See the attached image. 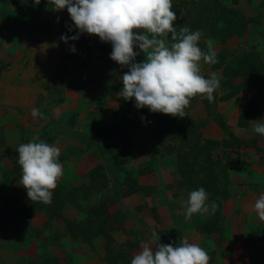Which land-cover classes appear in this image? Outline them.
I'll return each instance as SVG.
<instances>
[{
	"label": "rangeland",
	"instance_id": "374dc122",
	"mask_svg": "<svg viewBox=\"0 0 264 264\" xmlns=\"http://www.w3.org/2000/svg\"><path fill=\"white\" fill-rule=\"evenodd\" d=\"M172 3L177 31H202L205 50L204 40L212 39L218 63L202 61L201 69L206 78L216 72L220 79L214 102L193 98L183 118L138 109L134 98L119 100L116 90L128 69L110 58L112 45L98 36L85 33L65 43L63 35L78 34L67 9L54 11L48 0H0V264H28L43 243L52 251L48 240L56 242L60 233L50 219L74 231L67 214L56 216L53 201L29 204L26 189L22 202L6 197L7 180L22 176L16 149L33 141L60 149L58 185L72 190L69 203H77L82 219L111 235L108 256L120 264H131L154 231L162 244L183 237L199 244L210 264H264V221L254 211L264 195V136L253 131L254 123H264V0ZM145 58L141 52L136 60ZM33 110L43 115L34 117ZM132 180L138 189L123 195ZM201 187L208 211L186 219L184 202ZM30 208L46 215L26 232ZM132 208L143 227L124 240L129 234L122 225L135 219L124 211Z\"/></svg>",
	"mask_w": 264,
	"mask_h": 264
},
{
	"label": "clouds",
	"instance_id": "9594fccd",
	"mask_svg": "<svg viewBox=\"0 0 264 264\" xmlns=\"http://www.w3.org/2000/svg\"><path fill=\"white\" fill-rule=\"evenodd\" d=\"M40 2L35 0L37 5ZM48 3L54 11L67 9L78 29L76 35L61 37L65 43L87 33L112 45L110 58L128 69L120 77L123 88L119 96L126 101L134 98L138 109L183 118L193 98L200 96L214 102L220 79L216 72L206 78L201 69L202 61L218 63L213 41L204 40L205 50L200 47L202 31H191L186 26L177 31L172 0H48ZM71 51H76L74 45ZM141 52L146 58L137 62ZM32 115L43 114L33 110ZM253 131L264 136V123H254ZM16 150L22 169L19 183L27 190L28 198L50 204L63 176L60 149L44 141H33L20 144ZM207 199L203 187L191 191L184 202L186 219L207 212ZM254 211L264 221V195L256 199ZM159 241L155 231L151 242L141 241V251L133 256L131 264H210L208 252L185 237L176 245Z\"/></svg>",
	"mask_w": 264,
	"mask_h": 264
},
{
	"label": "crops",
	"instance_id": "0c3cea01",
	"mask_svg": "<svg viewBox=\"0 0 264 264\" xmlns=\"http://www.w3.org/2000/svg\"><path fill=\"white\" fill-rule=\"evenodd\" d=\"M0 163L2 166H4L2 162ZM2 166H0V168H3ZM6 168L8 167L6 166ZM75 177L77 176L75 175ZM20 178L21 176L17 178L16 176H14L10 184L5 186L9 188V192L6 196L8 200H12V201L20 200L22 202L25 199L24 197L25 188L19 183ZM76 181L77 184L76 185L74 184V187H81V183H79L77 178ZM19 193L21 194V196L18 198ZM134 206L135 205L133 206L131 205L130 207H134ZM74 207L78 209L79 206L68 202L65 204L64 208L62 209L63 210L62 214H67L65 217L66 221L67 220L80 221V219L82 220V217H80V215H78L77 213L78 210ZM132 209L133 210L129 209L124 211L125 213L132 212L134 213L135 216V219L133 220V222H131V225L125 223L122 225V229H124V231L128 232L129 234V235H124L123 237L124 240H127L128 237L130 239L132 235L136 234L138 230L143 227V225L140 223V217L136 215L137 212L134 210V208ZM31 214H33L31 217V221L29 220V216L26 218V221L32 223L31 227L33 228V226L37 227L36 225H39V223L37 222V219L39 217H43L45 219L44 216L46 215V212L36 209ZM50 223L52 225H56V224L59 225L57 227L58 228L57 230L58 233H60V237L57 239L56 242L48 240L47 243L48 246L52 247V251H50V253L55 257H57V264H71V263L72 264H108L107 261L104 260L103 240H102V236L99 233L96 234V238L93 243L86 242L83 241L84 239L82 237H77L75 235H72L70 232H67L64 225L61 226V223L63 222L59 221V219H50ZM39 227L40 226H38L37 228ZM48 233H50V231H48ZM44 237L45 236H43V238ZM42 240L45 242V238ZM40 248H41L40 245H38L37 252L40 251ZM41 249H44V244ZM134 255L135 254L132 253V256ZM72 256L76 257V259L77 258L80 259V262L73 263Z\"/></svg>",
	"mask_w": 264,
	"mask_h": 264
},
{
	"label": "trees",
	"instance_id": "16d2710c",
	"mask_svg": "<svg viewBox=\"0 0 264 264\" xmlns=\"http://www.w3.org/2000/svg\"><path fill=\"white\" fill-rule=\"evenodd\" d=\"M6 57L8 58L9 56H6ZM107 66L109 67L110 65H107ZM118 92L120 93V91H118ZM118 92L116 90L115 96H117V98L119 100H121L122 102L128 103V100L126 101L125 99L120 97ZM170 117L172 118V115H170ZM131 123H132V121H131ZM223 125L226 126L225 124H223ZM182 132H184V131L182 130ZM222 144L226 147L231 145V143L229 141H227L226 139L222 140ZM112 155L115 156L114 153H112ZM11 180H12V178L8 179L7 181L10 182ZM7 181L5 180V182H7ZM75 188L77 189V187H75ZM137 189H138V186L135 184L134 180H132L130 189H127L122 194L123 195H129L131 192L133 193V191H135ZM71 192H72V190H67L66 187H60L59 185L56 187V190L53 192V200H52L55 205L57 204L56 206H59V212L57 211L58 214L56 216H61L62 211H63L62 209L64 208L66 203L74 202L73 197L71 195ZM30 202L31 203H29V202L28 203L33 205L34 202H32V201H30ZM76 205H77V203H76ZM32 208H30L27 211L29 214L32 213L33 211H35L36 209H39V208H36V209L32 210ZM46 211H47V209H46ZM66 222H68L69 230H71L70 228H73L75 231L74 232L71 230L72 235L78 236V234L81 233L82 236H84V235L87 236V234H85V233H87V231H90L88 233L89 235L87 237H82L79 234L80 237H82L84 239L83 241L93 243L95 241L97 233L106 236L105 239L107 240V242L105 244L103 242V248H105V253H106L105 259H106L108 264H120V262H118L115 258L113 259L112 257L108 256L109 249H110V247H109L110 244H108V240L111 242L112 237L110 234H108V232L106 230L103 229V227L100 223H96L95 220H93L91 218H84L80 221H71V220L69 221V220H67ZM93 223H95V224H93ZM94 225H95L96 229L93 230ZM25 226H26L25 227L26 232L30 228H32V227H30L29 223H28V225H25ZM77 229L79 232H77ZM30 236H31V234L28 233L27 241L30 238ZM43 244L45 246V243H43ZM43 244H42V246H43ZM42 246H41V248H42ZM41 248H40V251L36 252V257L34 259H30L28 264H46V263L55 264L57 262V257L52 255L49 251H46L45 249H41ZM111 260H114V261H111Z\"/></svg>",
	"mask_w": 264,
	"mask_h": 264
}]
</instances>
